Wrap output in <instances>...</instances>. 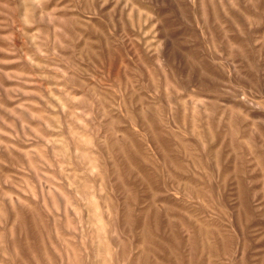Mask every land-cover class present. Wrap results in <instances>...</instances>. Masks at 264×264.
Masks as SVG:
<instances>
[{"label": "rangeland", "instance_id": "1", "mask_svg": "<svg viewBox=\"0 0 264 264\" xmlns=\"http://www.w3.org/2000/svg\"><path fill=\"white\" fill-rule=\"evenodd\" d=\"M72 263L264 264V0H0V264Z\"/></svg>", "mask_w": 264, "mask_h": 264}, {"label": "bare ground", "instance_id": "2", "mask_svg": "<svg viewBox=\"0 0 264 264\" xmlns=\"http://www.w3.org/2000/svg\"><path fill=\"white\" fill-rule=\"evenodd\" d=\"M152 146H154V145H152ZM221 148V147H220ZM122 149V148H121ZM134 150V149H133ZM136 151V150H135ZM164 161V160H163ZM151 164V163H150ZM162 164V163H161ZM163 164H165V163H163ZM162 164V165H163ZM169 164V163H168ZM173 164V165H172ZM172 164H170V165H172V166H174V162L172 163ZM169 165V166H170ZM165 167V166H164ZM175 167V166H174ZM172 168V167H171ZM178 170V169H177ZM174 171V170H173ZM172 173V172H171ZM173 176V175H172ZM181 179V178H180ZM166 213V212H165ZM16 215V214H15ZM18 215V214H17ZM157 215V214H156ZM165 216H166V214H165ZM155 218V217H154ZM154 221V220H153ZM157 222V221H156ZM159 222V221H158ZM152 223V222H151ZM133 226V225H132ZM152 226H155V225H152ZM156 226H157V224H156ZM145 227H147L146 225H145ZM158 227V226H157ZM151 228V227H150ZM159 228V227H158ZM161 228V227H160ZM148 229V228H147ZM154 230V229H153ZM158 232V231H157ZM154 233V232H153ZM152 235H154V234H152ZM160 236V235H159ZM155 238V237H154ZM159 238V237H158ZM157 242H158V240H156ZM176 245V244H175ZM155 251V250H154ZM151 258V257H150ZM121 259V258H120ZM73 264V263H72Z\"/></svg>", "mask_w": 264, "mask_h": 264}]
</instances>
